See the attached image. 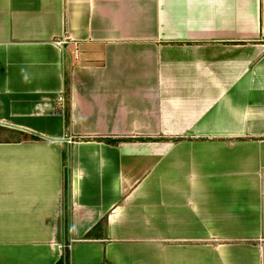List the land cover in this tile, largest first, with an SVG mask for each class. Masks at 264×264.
Returning <instances> with one entry per match:
<instances>
[{"label":"crops","instance_id":"obj_1","mask_svg":"<svg viewBox=\"0 0 264 264\" xmlns=\"http://www.w3.org/2000/svg\"><path fill=\"white\" fill-rule=\"evenodd\" d=\"M66 248L264 264V0H0V264Z\"/></svg>","mask_w":264,"mask_h":264},{"label":"trees","instance_id":"obj_2","mask_svg":"<svg viewBox=\"0 0 264 264\" xmlns=\"http://www.w3.org/2000/svg\"><path fill=\"white\" fill-rule=\"evenodd\" d=\"M65 186H67V179H65ZM56 264H69V254L67 248L64 250V254Z\"/></svg>","mask_w":264,"mask_h":264},{"label":"built area","instance_id":"obj_3","mask_svg":"<svg viewBox=\"0 0 264 264\" xmlns=\"http://www.w3.org/2000/svg\"><path fill=\"white\" fill-rule=\"evenodd\" d=\"M58 44H61V43H58ZM59 100H60V101H63V99H62V98H59Z\"/></svg>","mask_w":264,"mask_h":264}]
</instances>
